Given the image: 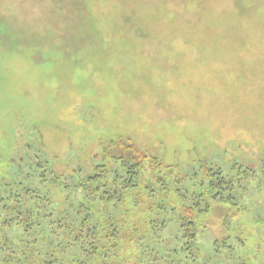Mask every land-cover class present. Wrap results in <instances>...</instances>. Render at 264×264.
<instances>
[{
    "label": "rangeland",
    "instance_id": "1",
    "mask_svg": "<svg viewBox=\"0 0 264 264\" xmlns=\"http://www.w3.org/2000/svg\"><path fill=\"white\" fill-rule=\"evenodd\" d=\"M119 139L189 194L223 171L235 191L199 219L203 260L264 264V0H0V193L35 156L72 191ZM49 189L58 216L68 192Z\"/></svg>",
    "mask_w": 264,
    "mask_h": 264
},
{
    "label": "trees",
    "instance_id": "2",
    "mask_svg": "<svg viewBox=\"0 0 264 264\" xmlns=\"http://www.w3.org/2000/svg\"><path fill=\"white\" fill-rule=\"evenodd\" d=\"M32 159L26 183L15 181L0 193V264H114V252L122 253L128 243L136 245L138 263L210 264L200 253L199 219L232 199L235 186L223 171L202 166L196 191L189 194L172 167L119 139L92 174L77 179L75 199L63 177ZM49 187L68 192V207L58 216ZM212 247L215 258L224 248ZM66 249L73 251L67 256Z\"/></svg>",
    "mask_w": 264,
    "mask_h": 264
}]
</instances>
